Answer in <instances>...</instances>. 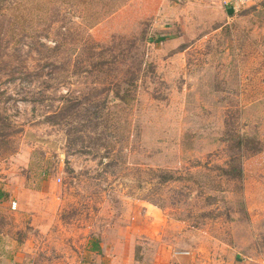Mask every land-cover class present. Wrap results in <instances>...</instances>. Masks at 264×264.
<instances>
[{"label": "rangeland", "instance_id": "374dc122", "mask_svg": "<svg viewBox=\"0 0 264 264\" xmlns=\"http://www.w3.org/2000/svg\"><path fill=\"white\" fill-rule=\"evenodd\" d=\"M225 1L0 0L15 264H264V0Z\"/></svg>", "mask_w": 264, "mask_h": 264}, {"label": "crops", "instance_id": "0c3cea01", "mask_svg": "<svg viewBox=\"0 0 264 264\" xmlns=\"http://www.w3.org/2000/svg\"><path fill=\"white\" fill-rule=\"evenodd\" d=\"M161 0H156V5L160 4ZM227 5L231 8H235L237 6H241L237 3V0H227ZM6 234L0 230V264H15V259L10 256V253L7 251L9 245L4 243L6 238Z\"/></svg>", "mask_w": 264, "mask_h": 264}, {"label": "built area", "instance_id": "2783aa9c", "mask_svg": "<svg viewBox=\"0 0 264 264\" xmlns=\"http://www.w3.org/2000/svg\"><path fill=\"white\" fill-rule=\"evenodd\" d=\"M251 1H253V0H237V3H239L242 6L248 2L250 3ZM225 2H226V4L228 3L227 1H225ZM180 255L181 256H188V254H186V253L180 254ZM172 264H190V263L186 262V263H172Z\"/></svg>", "mask_w": 264, "mask_h": 264}, {"label": "trees", "instance_id": "16d2710c", "mask_svg": "<svg viewBox=\"0 0 264 264\" xmlns=\"http://www.w3.org/2000/svg\"><path fill=\"white\" fill-rule=\"evenodd\" d=\"M117 96L122 100V102H125V100H127L126 97L121 96L120 93H118ZM4 197H6V194L0 191V199H2Z\"/></svg>", "mask_w": 264, "mask_h": 264}]
</instances>
